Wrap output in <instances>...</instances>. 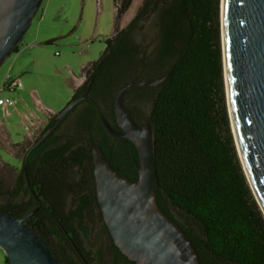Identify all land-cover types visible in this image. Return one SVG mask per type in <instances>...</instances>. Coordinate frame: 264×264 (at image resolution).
Returning <instances> with one entry per match:
<instances>
[{"label":"trees","instance_id":"16d2710c","mask_svg":"<svg viewBox=\"0 0 264 264\" xmlns=\"http://www.w3.org/2000/svg\"><path fill=\"white\" fill-rule=\"evenodd\" d=\"M127 6L128 2L121 9L115 6L117 19ZM219 6L220 0H144L130 24L105 40L100 58L82 68L84 81L72 99L87 95L119 132L114 117L119 89L137 75L136 81L154 80L171 71L157 87L133 86L124 93L134 121L150 129L157 203L192 241L202 264H264V217L240 163L228 113ZM152 21L159 41L147 53L143 37L137 41L135 36ZM8 80L5 84L11 86ZM55 121L56 114L47 118L40 135ZM89 141L101 147L118 175L137 180L133 145L110 135L95 105L82 101L29 157L33 190L27 192L41 194L46 203L41 204L45 212L41 209L24 224L41 240L58 224L76 231L73 240L88 263H111L86 247L85 221H76L75 216L79 207L65 199L64 182L75 195L85 194L93 182ZM24 185L20 173L13 189L3 192L6 200L0 211L20 218L31 207ZM59 244L45 243L65 264L67 256L72 259L75 254L63 241ZM111 245V255L128 264L113 241ZM5 264H9L6 257Z\"/></svg>","mask_w":264,"mask_h":264},{"label":"water","instance_id":"95a60500","mask_svg":"<svg viewBox=\"0 0 264 264\" xmlns=\"http://www.w3.org/2000/svg\"><path fill=\"white\" fill-rule=\"evenodd\" d=\"M41 3L42 0H0V67L22 41ZM220 18L224 86L232 134L245 177L264 217V0H220ZM118 30L117 26L114 34ZM170 74L171 71L154 80H132L119 89L114 102L119 132L108 124L100 107L87 95L71 99L56 114L55 123L27 152L22 165L21 172L30 185L27 158L31 150L77 104L88 100L95 105L106 131L130 142L138 157L137 180L131 182L110 166L99 145L89 141L92 177L103 222L114 246L133 264H202L192 241L157 203L150 129L134 121L123 101L124 93L131 87H157ZM0 249L9 264H60L23 219L2 211Z\"/></svg>","mask_w":264,"mask_h":264},{"label":"rangeland","instance_id":"374dc122","mask_svg":"<svg viewBox=\"0 0 264 264\" xmlns=\"http://www.w3.org/2000/svg\"><path fill=\"white\" fill-rule=\"evenodd\" d=\"M123 1L42 0L17 50L0 67L1 75L2 71L15 65L12 78L16 76V79L13 84L16 81L21 83V89L12 92L15 97L19 96L16 103L34 110L33 99H40L41 108L50 107L55 113L60 112L73 96L70 81L79 77L84 66L100 58L105 40L112 37L117 26L120 29L130 24L144 0H128L127 9L117 21L115 6ZM219 25L221 40L220 6ZM153 26V21L147 23L143 32H137L135 36L137 41L143 37L144 41L141 42L148 45L147 53L152 52L159 41L160 32ZM49 41L52 43L36 46ZM79 80L83 83L84 77L81 76ZM3 91L1 88L0 92ZM31 92L34 94L31 95ZM25 114L19 110L8 119L12 132L18 134L20 139L26 134L21 121V116ZM7 160L15 163L10 158ZM16 165L22 169V163ZM3 192L0 203L6 200ZM86 247L91 249L92 241L86 242ZM0 264H5V254L1 249Z\"/></svg>","mask_w":264,"mask_h":264},{"label":"flooded vegetation","instance_id":"af4514ba","mask_svg":"<svg viewBox=\"0 0 264 264\" xmlns=\"http://www.w3.org/2000/svg\"><path fill=\"white\" fill-rule=\"evenodd\" d=\"M127 2H128V0H124L122 3L119 2L116 7L118 9H121L122 7H124L126 5ZM138 77L139 76L137 75L135 78L137 79ZM135 78L133 79L134 81H136ZM140 87H143V86H140ZM123 101H124V105L128 106V101L125 98H123ZM40 134H41V130L37 135H35L32 138V140L26 146V151L24 152V154L22 156V161H21L22 165H23V160H24L27 152L41 138ZM118 139H122V138H118ZM38 146L41 148V143ZM38 146H36V147H38ZM35 148L32 149L28 155L27 165H28L29 157H30L31 153L35 150ZM105 159L107 160L106 155H105ZM38 161L41 162V151H40V156L38 157ZM21 171H22V169L20 170L19 174L21 173L25 177V175ZM92 180H93V177H92ZM15 181H16V179H15ZM29 181H30V179H29ZM30 185L28 184V182L25 178L24 190L26 191V194H27L25 200H26V202H28L29 206H31V207H29L20 216V218L23 219V221L26 223H28L30 221V219L34 218L38 213H40L41 209L43 212H45L44 208L41 207V204L46 203L45 198L41 197V194H38V193L29 194L27 192V188L30 191L33 190L32 185L31 186ZM68 185H69L68 182H64V188L68 193L67 196L65 197V199L67 200L66 202L68 205L73 201L75 203V205H77L79 207L80 213H79V215L76 214L75 216L77 217L76 221H78V220H84L85 221L83 226H84V228H86V234H85L86 242L92 241L93 247L91 248V250L93 251V253H97L99 257L104 256L106 260L110 259L112 261L111 263L103 262V263H99V264H127L125 262V260L117 257L115 253L114 254L112 253V255H111V252H112L111 251V248H112L111 241L112 240L110 239L111 237H110L108 230H107V228L103 222L102 214H101L100 208H99L98 203H97L94 182L89 183L87 190L85 191V194H82V195H75V194H72V192H68V187H69ZM14 186H15V182L13 183L11 188L3 189V190L4 191L5 190H11V189H13ZM40 187H41V184H39V186H37V188H40ZM31 188H32V190H31ZM1 195H2V193H1ZM35 205L38 207L36 209H33L32 207ZM68 209L69 208H67V210ZM82 232L83 231H81V233ZM84 232H85V230H84ZM44 235L41 236L42 240L48 246H50V247L59 246L60 245L59 243H61L63 241L68 246L69 252L72 254H75V256L73 255L72 259L70 258V256L69 257L67 256V259H66L67 261L64 262L65 264H90L81 255L80 251H78V249L75 245V239L73 240V238L76 236V231L71 232L70 230H68L67 227L65 228L62 225L58 224L55 226V229L53 231L46 232V233H44ZM130 263H132V262H130ZM128 264H129V262H128Z\"/></svg>","mask_w":264,"mask_h":264},{"label":"crops","instance_id":"0c3cea01","mask_svg":"<svg viewBox=\"0 0 264 264\" xmlns=\"http://www.w3.org/2000/svg\"><path fill=\"white\" fill-rule=\"evenodd\" d=\"M36 46H39V44ZM14 66L15 65L12 64L6 71H2L0 75V89H4L3 92H0V97L9 98L15 102L14 107H0V191L12 187L20 172L16 163H22V156L26 151V146L32 138L43 129L47 118L57 114L50 107L47 109L41 108L42 104L40 99H33V104L35 106L34 110L27 108L23 104L16 103L19 96L15 97L12 93L14 91L5 84L8 79H11L10 81L12 84L16 79V76L12 78V73H14L13 70L15 69ZM80 78L81 76L79 75L77 79L70 81L73 91L82 84L79 80ZM32 93L33 92H31V95L34 94ZM19 110L26 112L25 115L21 116L22 126L26 131L25 136L23 135L21 139L18 137V134L12 132V126H10V121L8 120ZM7 158L12 159L15 163L7 160Z\"/></svg>","mask_w":264,"mask_h":264},{"label":"built area","instance_id":"2783aa9c","mask_svg":"<svg viewBox=\"0 0 264 264\" xmlns=\"http://www.w3.org/2000/svg\"><path fill=\"white\" fill-rule=\"evenodd\" d=\"M11 90H18L21 89V83L19 81H16L15 84H12L9 86ZM15 102L12 99L0 97V107L8 108V107H14Z\"/></svg>","mask_w":264,"mask_h":264}]
</instances>
